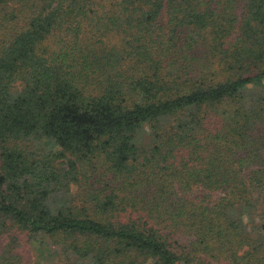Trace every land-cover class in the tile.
Returning a JSON list of instances; mask_svg holds the SVG:
<instances>
[{
    "label": "trees",
    "instance_id": "trees-1",
    "mask_svg": "<svg viewBox=\"0 0 264 264\" xmlns=\"http://www.w3.org/2000/svg\"><path fill=\"white\" fill-rule=\"evenodd\" d=\"M15 231L57 264H264V0H0V264Z\"/></svg>",
    "mask_w": 264,
    "mask_h": 264
},
{
    "label": "rangeland",
    "instance_id": "rangeland-1",
    "mask_svg": "<svg viewBox=\"0 0 264 264\" xmlns=\"http://www.w3.org/2000/svg\"><path fill=\"white\" fill-rule=\"evenodd\" d=\"M143 140L148 141L147 133L143 134ZM15 236L17 237L16 249L22 255L24 264H57L58 261L51 255V249L46 244V240L41 246L39 241L28 238L25 232L15 231Z\"/></svg>",
    "mask_w": 264,
    "mask_h": 264
}]
</instances>
